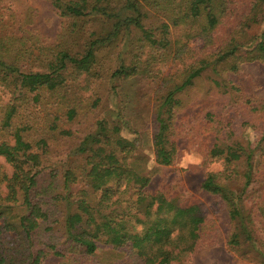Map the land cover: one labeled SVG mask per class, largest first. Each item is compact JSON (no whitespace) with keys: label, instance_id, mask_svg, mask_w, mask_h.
<instances>
[{"label":"trees","instance_id":"16d2710c","mask_svg":"<svg viewBox=\"0 0 264 264\" xmlns=\"http://www.w3.org/2000/svg\"><path fill=\"white\" fill-rule=\"evenodd\" d=\"M50 2L56 40L0 36V264H90L100 243L126 249L116 264H190L217 244L201 202L148 189L147 158L121 134L128 122L109 96L136 78L155 83L156 162L187 147L202 167L219 163L200 189L222 201L229 251L264 264V98L225 77L264 62V0ZM207 71L213 87L187 103Z\"/></svg>","mask_w":264,"mask_h":264},{"label":"rangeland","instance_id":"374dc122","mask_svg":"<svg viewBox=\"0 0 264 264\" xmlns=\"http://www.w3.org/2000/svg\"><path fill=\"white\" fill-rule=\"evenodd\" d=\"M61 18L52 6L50 0H0V36L5 33L22 34L24 29H35L46 41H54L60 30ZM261 26H254L250 33L258 36ZM192 46L199 49L201 41H195ZM179 63H169L163 66L165 74L174 72ZM232 83L245 85L258 99L264 98V62L242 64L239 73H229L225 76ZM154 81L149 78H136L121 81L117 88L118 94L109 96L114 108H121L128 126L123 127L121 134L128 139H136L137 150L147 158V171L150 174V191H169L179 193L186 200L201 202L209 217L214 218L219 227L217 244L199 249L190 264H259L251 257H242L229 251L226 242L230 223L222 201L200 189L202 180L208 171L221 168L219 163L202 167V157L198 152L187 147L178 150L175 163L171 166L158 164L155 160L152 142V95ZM210 72L207 71L197 80L184 96L186 102L191 99L199 103L201 97L213 87ZM8 97V96H7ZM6 96H0V103L6 102ZM222 102V101H221ZM239 123V119H237ZM84 127V126H82ZM240 134L253 138V130L238 128ZM260 156L257 157L259 160ZM3 159L0 157V161ZM188 198V199H187ZM261 220L262 217L260 216ZM264 221V220H263ZM259 246L264 251V224L260 225ZM125 248L114 249L100 243L97 255L90 264H116L123 259ZM54 258H49L43 264H53Z\"/></svg>","mask_w":264,"mask_h":264}]
</instances>
